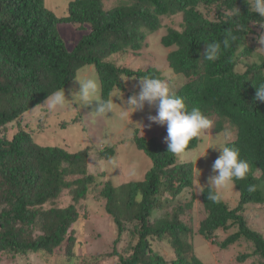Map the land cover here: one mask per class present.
Listing matches in <instances>:
<instances>
[{
    "label": "trees",
    "instance_id": "1",
    "mask_svg": "<svg viewBox=\"0 0 264 264\" xmlns=\"http://www.w3.org/2000/svg\"><path fill=\"white\" fill-rule=\"evenodd\" d=\"M247 3L248 0H116V4L104 9L101 0H70L67 13L58 17L43 0H0V127L68 86L86 64L95 68L103 99H108L113 87L122 88L123 75L161 79L157 69H130L108 57L127 47L142 48L147 35L160 27L161 17L180 14L179 28L167 27L160 38L164 47L175 46L167 60L180 80L176 86L167 83V87L183 98L188 110L198 107L208 119L214 116L215 132H234L235 137L226 143L239 148L241 158L250 165L247 178L235 182L240 197L233 207L222 198L220 203L208 201L207 185L202 188L204 216L198 233L221 248L244 238L252 242L253 252L264 260V236L251 229L242 214L247 203H264V102L255 99V86L264 83V56L246 62L243 71L236 70L240 56L251 52L246 45L254 30L251 23L260 21ZM209 5L216 6L213 17L201 10ZM236 9L240 13L233 15ZM59 23L76 24L81 30L87 26L88 30L68 49L57 30ZM229 32L237 40L228 49L222 46L218 60H205L204 42H222ZM198 140H192L188 150ZM134 141L152 164L143 180L119 185L108 181L100 189L104 209L117 227L113 248L106 256L114 257L118 264H168L150 246V238L155 237L171 244L175 257L170 264H205L192 253L188 241L192 227L179 217L182 212L192 211V203H179L171 212L167 208L184 189L192 187V163L176 162L177 157L167 153V143L162 144L156 137L138 134ZM112 153V149L100 151L103 156ZM88 157L87 148L71 152L42 145L24 129L10 139L0 137V252L51 255L67 241L66 258L72 263L76 258L75 236H67V232L81 216L74 204L86 199L90 187L96 185V176L87 171ZM248 185H256L257 190L249 193ZM64 190L71 194L73 204L55 206L54 201ZM46 203L52 206L44 208ZM151 217L153 221H149ZM127 223L134 225L129 230L130 251L126 254L118 251L116 244L122 232L129 229ZM233 226L236 230L221 241L212 239L217 229L229 230ZM246 257L248 254H242L239 260ZM92 259L89 256L79 260L81 264H91Z\"/></svg>",
    "mask_w": 264,
    "mask_h": 264
},
{
    "label": "rangeland",
    "instance_id": "2",
    "mask_svg": "<svg viewBox=\"0 0 264 264\" xmlns=\"http://www.w3.org/2000/svg\"><path fill=\"white\" fill-rule=\"evenodd\" d=\"M44 5L51 10L56 16H63L67 13V4L70 0H43ZM104 9H108L116 0H101ZM215 5L203 6L201 10L209 16L215 15ZM181 15L163 16L160 20V27L149 33L144 39L143 46L140 49L127 47L119 53H113L108 58L117 65L128 67L130 69L154 68L160 71L161 79L170 85L176 86L180 80L169 67L167 54L175 46L164 47L160 43V38L167 32V27L179 28ZM253 32L250 33L246 40V45L251 48L249 54H242L236 70L241 72L246 67V62L258 61L264 52L257 50L261 45L258 43V37L264 34V27L252 22ZM85 30L78 29L76 24L59 23L57 30L64 39L68 49H72L76 41L83 35ZM87 76L96 78L100 84L97 73L91 64H86L78 69L76 76ZM75 77L64 87L65 95L69 99L63 109L55 113L41 117L39 112L43 106L37 108L36 114L33 110L37 105L23 112L18 118L0 127V137L10 139L14 133L20 129L30 131L36 141L42 145L59 146L67 151L75 152L80 149H88L89 157L87 163L88 173L96 176V185L90 187L86 199L75 202L76 209L80 217L72 223L67 232L75 236L73 244V254L75 259L71 264H81V261L91 256V264H118L114 257L106 256L113 248V241L117 234V227L110 216L104 209V198L100 196L99 191L104 183L108 181L112 185H119L127 181L143 180L146 171L151 167L150 157L135 145L134 136L141 135L145 138L156 137L162 144L167 143V126L161 125L149 120L150 116L157 114L155 106L145 105L143 110L136 111L130 117L121 118V107L128 97L137 95L140 91L139 77L125 76L121 80L122 88L113 87L108 99L113 98L115 114L109 113L106 116H96L93 110L96 102L90 106H83L71 101L72 93L79 92V83ZM174 88V87H173ZM120 96V97H116ZM101 99L102 96H101ZM212 125L209 129L204 130L196 147L187 151L183 158H176L178 163H192V187L182 191L180 198L174 201L170 207L171 212L179 203H192V211L182 212L179 217L192 227V232L188 235V241L192 244V253L201 259L205 264H264V260L257 253L253 252L251 241L244 238L238 242L230 244L226 248H221L212 240H207L198 233L199 222L204 216L203 205L200 198L201 190L208 184V179L216 175L212 170V165L220 155L219 151L208 149L207 155L198 158L199 155L205 154L206 149L213 144L218 138L225 135L214 136ZM112 149L110 156L101 155L100 151ZM107 152V151H106ZM198 158V159H197ZM200 170V173L197 171ZM200 175L199 180L197 177ZM258 175V171L255 172ZM160 196V195H159ZM166 196H161L164 199ZM240 197L239 191L233 186L224 190L222 199L230 207L237 204ZM55 206H68L73 204L72 196L68 190H64L53 203ZM52 206L46 203L44 208ZM163 213V211H162ZM161 214V212H159ZM248 226L264 236V203H247L242 210ZM154 218H149L153 221ZM129 229L124 230L119 242L116 244L118 251L123 253L129 252L130 233L133 223H127ZM236 230L233 226L229 230L217 229L212 239L216 242L221 241L229 232ZM133 243V242H132ZM67 241H63L51 255L42 252H28L24 255H13L12 252H0V264H69L66 258ZM150 246L153 251L162 255L170 264L174 259L175 252L171 244L164 238H150ZM242 254H248L245 260L240 261ZM80 259V260H79Z\"/></svg>",
    "mask_w": 264,
    "mask_h": 264
},
{
    "label": "clouds",
    "instance_id": "3",
    "mask_svg": "<svg viewBox=\"0 0 264 264\" xmlns=\"http://www.w3.org/2000/svg\"><path fill=\"white\" fill-rule=\"evenodd\" d=\"M247 4L249 10L254 11L260 17V21L256 23L264 27V0H248ZM239 13V10L236 9L233 15ZM239 27L242 31L246 30L244 26ZM257 39L261 45L257 50L264 52V34ZM236 40L237 37L229 32L222 42H216L215 40L204 42L206 46L203 54L204 59L213 62L218 60L222 54V46L223 49H228L231 43ZM75 79L80 87L78 93H72L71 101L83 106H90L93 102H96L93 110L96 116L102 117L109 113L115 114V106L118 104L114 103L113 98L101 99V85L96 78L79 76ZM255 88V99L264 102V83L255 86ZM67 101L69 99L65 95L64 88L58 89L49 94L42 105H37L32 110L36 114L37 108L43 106V109L39 112V115L43 117L63 109ZM145 105L155 106L157 109V114L149 117L150 121L167 126V153L172 154L174 157L183 158L190 150H188L189 143L194 139L200 140L201 134L204 130L209 129L211 125L214 136L225 135L222 131H214V116L208 119L198 107L188 110L183 98L171 93L166 83L159 78L153 76L141 77L139 93L128 97L123 106H120L122 109L121 118L130 117L132 113L143 110ZM234 137V132H228L225 135V141L223 139V142H220V138L216 139L206 149L205 154L198 156V158L206 156L208 149L220 153L212 165V170L216 175L209 177L207 184V200L213 203H220L223 191L229 187H235L236 181L246 179L250 171V165L245 159L241 158L239 148L229 146L226 143ZM197 171L200 173V170L197 169ZM199 177L200 175L197 177L198 180ZM247 190L249 193L255 192L257 186L248 185Z\"/></svg>",
    "mask_w": 264,
    "mask_h": 264
}]
</instances>
